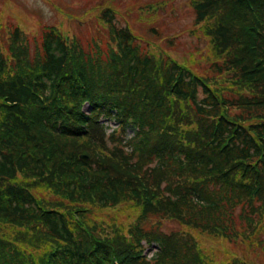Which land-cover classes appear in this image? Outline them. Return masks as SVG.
Here are the masks:
<instances>
[{"label":"trees","instance_id":"obj_1","mask_svg":"<svg viewBox=\"0 0 264 264\" xmlns=\"http://www.w3.org/2000/svg\"><path fill=\"white\" fill-rule=\"evenodd\" d=\"M156 5L137 16L161 38ZM191 5L210 72L143 52L110 7L107 36L48 27L35 53L0 25V264H212L206 239L259 236L264 0ZM95 207L137 217L105 225Z\"/></svg>","mask_w":264,"mask_h":264},{"label":"rangeland","instance_id":"obj_2","mask_svg":"<svg viewBox=\"0 0 264 264\" xmlns=\"http://www.w3.org/2000/svg\"><path fill=\"white\" fill-rule=\"evenodd\" d=\"M149 1L156 3L158 11V25L163 32L161 38L145 27L137 13L142 12L138 7L139 2ZM193 0H0V25L3 30L7 27H19L29 39L31 52L35 53L42 40L45 29L57 26L62 33L73 38L75 34L89 37L88 29L92 36L94 31L107 30L98 21L99 12L110 7L115 11L116 20L120 26L131 28L143 42H138L143 47V52H157L158 47L166 50L168 55L177 56L181 62L189 64L196 74L202 70L210 72L213 60L210 41L195 23V14L192 9ZM167 5V6H166ZM166 7V8H165ZM165 8V9H164ZM152 10V9H151ZM148 12V10H145ZM144 12V13H145ZM149 12H151L149 10ZM108 38L105 39L106 42ZM146 41V42H144ZM86 45V43H83ZM147 44L149 45L148 47ZM151 54V53H150ZM201 95V94H200ZM132 133V130H130ZM93 209V208H92ZM98 219L92 215L91 219L109 225L112 215H118V223H132L137 217L134 213H122L116 207L94 209ZM100 218V219H99ZM261 220H264V212ZM179 225L172 220H165L162 229L166 232L178 229ZM256 238L253 234L252 241L231 242L228 240L206 239L203 245L207 249L212 264H239L235 258L252 259L254 264H264V229ZM258 231V232H259ZM257 232V233H258ZM145 247L147 254L152 251L149 245ZM248 258V259H249Z\"/></svg>","mask_w":264,"mask_h":264},{"label":"water","instance_id":"obj_3","mask_svg":"<svg viewBox=\"0 0 264 264\" xmlns=\"http://www.w3.org/2000/svg\"><path fill=\"white\" fill-rule=\"evenodd\" d=\"M79 157H80V159H83V160H88L90 158V156L88 154H85V153L80 154Z\"/></svg>","mask_w":264,"mask_h":264}]
</instances>
